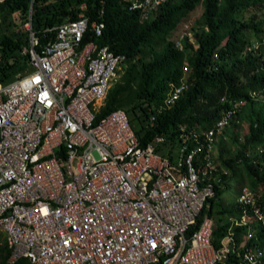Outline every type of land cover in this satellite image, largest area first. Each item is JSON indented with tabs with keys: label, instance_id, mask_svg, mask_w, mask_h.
I'll use <instances>...</instances> for the list:
<instances>
[{
	"label": "built area",
	"instance_id": "built-area-1",
	"mask_svg": "<svg viewBox=\"0 0 264 264\" xmlns=\"http://www.w3.org/2000/svg\"><path fill=\"white\" fill-rule=\"evenodd\" d=\"M169 0H130L143 18ZM77 17L44 32L22 28L27 67L0 83V234L9 263L29 264H264L261 247H244L235 226L260 223L253 191L242 187L240 215L219 244L216 219L202 209L224 188L214 155L218 136L236 119L227 108L208 128L179 127L176 146L163 155L167 137L142 145L124 108L97 118L125 55L98 44L104 22ZM101 17L102 11L99 14ZM182 49L180 41L175 42ZM31 68L29 72L28 69ZM170 87L160 108L184 90ZM264 98V88L251 91ZM155 115L148 122L153 124ZM248 236L251 233L248 232Z\"/></svg>",
	"mask_w": 264,
	"mask_h": 264
},
{
	"label": "trees",
	"instance_id": "trees-1",
	"mask_svg": "<svg viewBox=\"0 0 264 264\" xmlns=\"http://www.w3.org/2000/svg\"><path fill=\"white\" fill-rule=\"evenodd\" d=\"M81 4L86 5L90 22L97 19L104 22L102 36L96 42L107 44L116 54L126 57L122 79L109 89L97 118L124 108L142 145L158 135L167 137V144L159 149L166 155L176 146L180 126L187 130L208 128L227 108L243 101L237 105L239 123L233 121L231 125L242 122L241 109L247 107V133L242 142L233 139L239 148L233 158L222 159V163L232 172L234 166L242 167L249 183L244 185L238 173L224 174L225 187L216 188L198 223L204 215L214 216V201L235 175L243 183L241 188L246 186L253 191L255 203L264 214V193H258L264 188V103L250 96L251 91L264 88V0H169L146 18L139 10H129L130 0H0V83L13 80L27 67L28 57L21 51L28 45V32L21 27L30 12L32 30L44 43L53 35L44 31L75 19ZM198 5L202 6V24L193 31V43L185 39L180 50L168 36L184 15ZM249 13L250 19L246 17ZM258 13L263 16L258 18ZM148 53L151 58L146 60ZM185 61L189 73L183 79ZM182 83L185 88L174 103L160 108L169 86ZM150 115H155L152 125L148 122ZM134 122L139 123L137 128ZM258 167L263 169L261 173ZM226 214L236 216L227 208L215 213V245L231 226L226 218L222 220ZM255 225L257 234L251 236H248L251 226L232 228L238 242L246 240L242 250L251 246L264 248V225ZM1 240L0 264H29L23 257L9 263L10 249L5 239ZM228 262L239 263L232 257Z\"/></svg>",
	"mask_w": 264,
	"mask_h": 264
},
{
	"label": "rangeland",
	"instance_id": "rangeland-1",
	"mask_svg": "<svg viewBox=\"0 0 264 264\" xmlns=\"http://www.w3.org/2000/svg\"><path fill=\"white\" fill-rule=\"evenodd\" d=\"M201 13H202L201 5H198L194 10L186 13L184 17L181 19V22L178 24L177 28L169 34L168 38L175 40V42L180 41L182 46H183V41H185V39H187L188 42L193 43V31L202 24ZM251 15H252L251 13L246 14V17L250 19ZM257 16L258 18H261L263 14L258 13ZM159 47L160 46L156 47V49L158 50ZM150 58H151V53H148L146 55V60H149ZM186 63L187 62L185 61L184 64L186 67L183 70V77H182L183 79H186L189 73V67L187 66ZM28 71L30 72L31 68H29ZM124 72H125L124 70L121 72L118 81H121ZM169 87H172V85H170ZM259 100L261 103H264L263 98H259ZM241 111L243 115L241 117L242 122L237 126H233V125L227 126L224 129V131L218 136L215 149H214V155H215V160L217 164L220 166L221 171H227V174L229 176L233 175V172L240 174L243 177L244 185H247L249 183V177L246 175L242 167L236 165L234 166V169L232 172L230 169L224 167L222 163V159L233 158L235 156L237 149L239 148V145L237 143H234L233 139L236 137L238 138L239 142H242L244 135L247 133L248 108L247 107L243 108L241 109ZM134 125H135V128H137L139 126V123L134 122ZM262 170L263 169L258 167L259 173H261ZM243 183L241 182V179L238 175H235L232 179H230V181L228 182L227 188L214 201V204H213V213H214L213 217L214 218L216 217L215 213L221 208L231 209L233 210L236 216L240 215V211L238 208L239 204L237 203V198L239 196V190L241 189V186ZM258 193L259 195L263 194L264 188L258 191ZM227 217H232V216H230L229 214H226L223 216L222 220H224V218H226V220H229V218ZM250 226H251V230H250L251 234L256 235L258 231L257 225H255V223L252 222ZM0 238L4 240L1 234H0ZM245 241L246 240H243L242 242L245 243ZM261 248L264 251L263 246Z\"/></svg>",
	"mask_w": 264,
	"mask_h": 264
}]
</instances>
